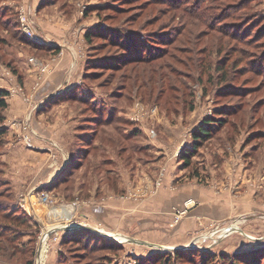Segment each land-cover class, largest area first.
<instances>
[{"label":"rangeland","instance_id":"rangeland-1","mask_svg":"<svg viewBox=\"0 0 264 264\" xmlns=\"http://www.w3.org/2000/svg\"><path fill=\"white\" fill-rule=\"evenodd\" d=\"M242 1L0 0V264L44 236V264H264V0Z\"/></svg>","mask_w":264,"mask_h":264},{"label":"trees","instance_id":"trees-1","mask_svg":"<svg viewBox=\"0 0 264 264\" xmlns=\"http://www.w3.org/2000/svg\"><path fill=\"white\" fill-rule=\"evenodd\" d=\"M238 4L239 5H237L236 8H235L236 10L231 13L232 15H234V13L239 10V8H241V7H249L251 5L249 0H244V1L240 2V3H238ZM0 24H2V23L0 22ZM88 37H89V35H88ZM31 43H33V44H35L36 46H39V47H45L44 45H41L39 43H34V42H31ZM141 47H142V44H141V41H140L139 38H137V40H134L133 44L131 43V44L127 45L126 48H127V50H129V53H127L128 57H126V59H124V61H128V62L132 61V60L142 61V59L148 58V56L144 57L143 55L139 54V50H140ZM70 93L72 95L69 94V95H67L68 97L67 96H65V97L69 98V97H74L75 96L74 92H70ZM7 95H8V91H6V90H1L0 91V110H3L5 108H7V106H8V103L6 101V96ZM62 97H64V95H62V93H57L55 95V97H53V98L60 99ZM213 121L214 120H207L203 126L198 128V131L195 133V136H196L197 140L198 139L199 140L200 139L203 140L205 137L211 135V130L213 129V127H210V126L211 125H216V123L213 122ZM219 124H221V125L224 124L223 120H219ZM5 132H6L5 128H0V135L4 134ZM199 142L197 141L196 146H199V144H198ZM189 154H190L189 152H185V158L188 160V161H186L187 164H189ZM22 214H23V216L26 215L25 212H23ZM4 216L7 217L6 215H4ZM81 233H82V229L75 228V229H72L67 236H69V240L70 241H74V240H76L77 236L80 235ZM15 236H17V235L16 234L11 235L10 233H8L7 230H5L3 228L0 229V246L6 245L5 243H7L6 246H9V243H10L9 241H13V240H15V238H17ZM178 253L179 252H177V255H176L177 257H179ZM30 264H33V263H30Z\"/></svg>","mask_w":264,"mask_h":264},{"label":"bare ground","instance_id":"bare-ground-1","mask_svg":"<svg viewBox=\"0 0 264 264\" xmlns=\"http://www.w3.org/2000/svg\"><path fill=\"white\" fill-rule=\"evenodd\" d=\"M72 211H73V208L71 206H69V205H61V206H58V207L54 208V210H52V213H53V215H56V214L59 215V214L63 213V214L66 215L65 217H68L71 214ZM118 237L120 239H123L122 236L118 235ZM47 250H48L47 238H46V236H44L43 241H42V245H41V249H40V256H39V259H38L39 264H44Z\"/></svg>","mask_w":264,"mask_h":264},{"label":"water","instance_id":"water-1","mask_svg":"<svg viewBox=\"0 0 264 264\" xmlns=\"http://www.w3.org/2000/svg\"><path fill=\"white\" fill-rule=\"evenodd\" d=\"M66 227H68V228H76V227H82V226H80V225H68ZM89 229L96 230V229L91 228V227H89ZM46 233H48V230L45 231V234ZM127 240L133 241V242H137V243H145V244H148V245H151V246H155V247H162L161 245H158L156 243L148 242V241H143V240H139V239H136V238H131V237L129 238L128 237ZM40 249H41V247H39V249H38V253H37L38 254V257L40 255Z\"/></svg>","mask_w":264,"mask_h":264},{"label":"built area","instance_id":"built-area-1","mask_svg":"<svg viewBox=\"0 0 264 264\" xmlns=\"http://www.w3.org/2000/svg\"><path fill=\"white\" fill-rule=\"evenodd\" d=\"M26 22V21H25ZM25 22H23V29L25 30V32L28 34V36H30L31 38H34L36 40H42L39 39L38 37H36L37 35H35L34 31L32 30L31 27H29Z\"/></svg>","mask_w":264,"mask_h":264},{"label":"crops","instance_id":"crops-1","mask_svg":"<svg viewBox=\"0 0 264 264\" xmlns=\"http://www.w3.org/2000/svg\"><path fill=\"white\" fill-rule=\"evenodd\" d=\"M55 46H56V45H55ZM65 59H66V58H65ZM63 63H65V61H63ZM51 80H53V79H51ZM49 84H51V82L48 83V85H49ZM58 93H59V92H58ZM51 97H52V95H51ZM17 100H18V98L16 99V102H17V104H18V101H17ZM17 106H18V105H17ZM62 170H64V168H62V169L59 171V173H60ZM34 198H35V196H30V197H29V199H30V204L32 205V207H34V206H33V200H32V199H34ZM54 208H56V207H54Z\"/></svg>","mask_w":264,"mask_h":264}]
</instances>
